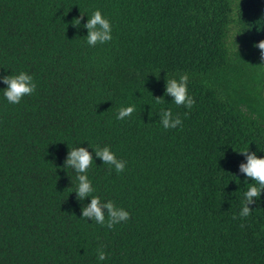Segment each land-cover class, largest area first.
Segmentation results:
<instances>
[{"label":"trees","instance_id":"obj_1","mask_svg":"<svg viewBox=\"0 0 264 264\" xmlns=\"http://www.w3.org/2000/svg\"><path fill=\"white\" fill-rule=\"evenodd\" d=\"M97 9L113 39L92 47ZM261 40L264 0H0V264H264V193L239 216L254 183L239 151L264 157ZM22 71L37 89L13 105L2 77ZM184 73L191 109L165 96ZM168 109L182 127L163 128ZM74 147L93 153L92 195L128 221L82 218L92 197L62 167Z\"/></svg>","mask_w":264,"mask_h":264},{"label":"clouds","instance_id":"obj_2","mask_svg":"<svg viewBox=\"0 0 264 264\" xmlns=\"http://www.w3.org/2000/svg\"><path fill=\"white\" fill-rule=\"evenodd\" d=\"M83 14L81 12V16L73 21V26L77 28L81 26ZM83 27L88 29L86 37L89 46L95 47L97 44H105L113 39L112 24L99 9L89 16L87 23ZM254 46L260 49L261 56L264 58V40H261ZM2 80L7 84V88L3 91L4 97L8 103L13 105L19 104L25 96L32 95L37 89L33 76L27 72L22 71L16 75H5L2 77ZM188 82L189 76L187 73L181 74L178 79L167 78L165 96H172L177 106H186L188 109H191L195 104V99L188 92ZM155 98L157 103L163 102V97ZM135 110V105L122 107L118 111L117 119L124 120L130 117ZM160 121L164 129H175L177 126L182 127L183 124L180 116L176 115L174 117L170 109L161 110ZM94 149L95 156L102 158L103 164L108 165L110 170L114 168L117 173H122L125 170L127 162L118 158L110 146L103 148L97 146ZM239 152L247 158L246 163L240 164V172L254 181L244 193L245 200L239 213L241 218H246L252 214V209L249 205L254 203L255 199H258L264 193V157L258 156L255 152H249V149ZM93 160V153L88 148L74 147L70 148L67 159L62 167L74 169L78 174L76 177L78 185L75 190L77 199L82 201L86 197H92L91 202L82 209V218L91 219L97 224L105 226L108 229H113L117 224L128 221L131 218V214L123 207H118L112 200L105 202L99 196L92 195L95 189L87 172L92 166ZM236 218L235 216L233 217V219ZM241 227H244V225L241 224ZM97 253L98 260L104 261L107 258L102 247L97 249Z\"/></svg>","mask_w":264,"mask_h":264}]
</instances>
